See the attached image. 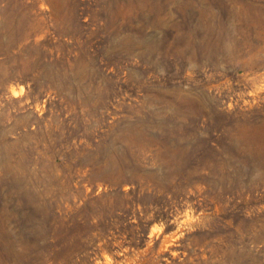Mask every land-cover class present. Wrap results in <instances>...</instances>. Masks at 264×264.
<instances>
[{
  "label": "rangeland",
  "instance_id": "374dc122",
  "mask_svg": "<svg viewBox=\"0 0 264 264\" xmlns=\"http://www.w3.org/2000/svg\"><path fill=\"white\" fill-rule=\"evenodd\" d=\"M0 264H264V0H0Z\"/></svg>",
  "mask_w": 264,
  "mask_h": 264
}]
</instances>
